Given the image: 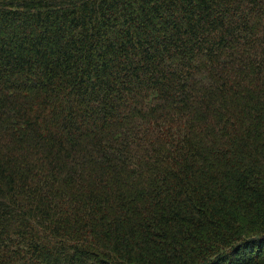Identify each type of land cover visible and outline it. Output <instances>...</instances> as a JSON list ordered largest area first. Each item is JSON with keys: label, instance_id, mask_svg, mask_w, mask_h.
<instances>
[{"label": "trees", "instance_id": "1", "mask_svg": "<svg viewBox=\"0 0 264 264\" xmlns=\"http://www.w3.org/2000/svg\"><path fill=\"white\" fill-rule=\"evenodd\" d=\"M0 264H264V0H0Z\"/></svg>", "mask_w": 264, "mask_h": 264}]
</instances>
